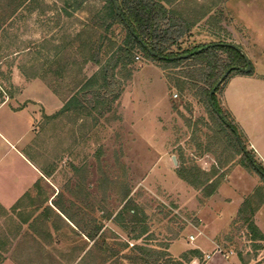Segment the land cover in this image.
Masks as SVG:
<instances>
[{
    "label": "rangeland",
    "instance_id": "374dc122",
    "mask_svg": "<svg viewBox=\"0 0 264 264\" xmlns=\"http://www.w3.org/2000/svg\"><path fill=\"white\" fill-rule=\"evenodd\" d=\"M197 1L216 2L220 20L209 26L205 22L195 25L183 45L211 39L231 41L247 52L256 71L264 73V0L188 3L194 6ZM99 5V0H87L66 16L61 0H0V102L14 107L30 103L39 114L33 130L25 117L11 120L6 116L13 126L7 136L11 140L19 137L21 152L48 172L49 181L32 189L41 192L32 198L39 208L0 209V264L8 258L6 264H132L123 256L131 253L133 244L164 251L172 259L199 249L202 257L188 264H264V240H249L243 224L235 223L236 215L230 218L232 209L226 208L231 198L240 200L239 206L245 198L253 199L264 181L240 162V155L231 159L225 140L216 141L217 134L211 130L214 124L196 91L175 86L178 70L162 69L137 53L131 77L110 110L102 116L96 112L99 120L93 125L89 117L84 127L74 115L47 120V115L60 108L46 113L31 100L45 99L40 87L33 84L23 95L22 86L11 83L12 72L21 76L36 73L33 78L43 81L62 106L65 96L81 83V75L96 69L87 64L80 75L77 65H70L77 61L74 49L64 46L79 31L80 21L88 19L92 8ZM209 31H215L214 37ZM43 39L50 41L48 51ZM50 53L54 56L46 59ZM217 98L220 101V92ZM6 117L0 114L1 120ZM247 149H251L248 142ZM180 151L187 164L195 163L211 173L217 182L211 195L204 196L177 176L172 156L177 162ZM13 156L0 141V175L22 172L21 162H10L16 160ZM125 193L144 214L138 215L140 222L135 225L124 215L127 231L111 220L124 203ZM51 195L52 203L75 228L66 226L62 216L49 215L46 201ZM259 216L264 225V212ZM47 225L53 228L50 238ZM96 225H101L102 233L94 245L81 229L89 231ZM141 225H146V234L131 239ZM206 255L212 260L206 262ZM149 261L152 264L153 259Z\"/></svg>",
    "mask_w": 264,
    "mask_h": 264
},
{
    "label": "trees",
    "instance_id": "16d2710c",
    "mask_svg": "<svg viewBox=\"0 0 264 264\" xmlns=\"http://www.w3.org/2000/svg\"><path fill=\"white\" fill-rule=\"evenodd\" d=\"M86 1L61 0V10L66 16H71V10L81 9ZM99 1L100 5L92 8L88 19L80 21L79 31L72 35L69 44L66 42L64 46L74 49L73 55L77 57V61L73 60L70 65L76 64L80 75L83 66L87 64L95 66L96 69L90 75L82 74V77H79L81 83L78 87H74L75 90L71 91L70 95L65 96L61 108L45 118L53 120L66 114L72 117L74 115V119L79 120L80 126L84 127L88 118L91 117L94 125L99 120L97 116H102L110 110L111 103L121 94L123 83L131 77L134 57L140 53L143 58L155 61L162 69L172 68L179 71L175 86L180 90L196 91V96L203 102L210 114L214 124V129L211 130L217 134L216 141L221 143L225 140L228 144L225 145L226 151L230 152L231 159L240 155V162L254 170L264 181V165L255 159V154L251 149H247V140L241 129L217 98V93L221 91L228 77L242 72L240 70L230 71L212 94L211 99L215 109L209 103V91L223 72L232 66L245 67L244 58L234 48V46L241 47L223 39H211L208 42H198L191 46L183 45L187 43L192 35V29L200 23L199 20L209 12L210 7L196 6V4L191 6L188 3L189 0H115L119 10V14H116L111 0ZM205 23L210 25V21ZM2 26L3 20L0 19V30H3ZM129 28L133 29L135 35L130 32ZM214 34L215 31H209L211 37H214ZM49 42L43 39L42 44L47 45L45 47L47 51L51 47ZM141 42L145 44V47ZM60 48L54 46L55 50ZM148 49L154 55H151ZM197 49L200 50L196 51ZM49 55L46 59L54 56L51 53ZM250 66L251 69L246 74L252 73L251 62ZM23 75L26 78L37 77L36 73H31V75L23 73ZM45 75L46 72L43 76ZM58 75L60 74L57 73L56 76ZM43 76L40 77L43 78ZM38 168L44 175H48L44 169ZM258 168L263 174L258 172ZM175 172L181 180L194 189L200 190L206 197L216 189L217 182L211 179V173L202 170L195 163L187 164L181 151L177 157ZM123 199L124 203L111 220L119 223L123 230L127 231L124 215L129 216V224L135 225L140 222L138 215L144 216V214L140 209L138 210L128 193L124 194ZM263 201L264 187L258 186L253 199L245 198L242 201L234 221L235 223L241 222L247 231L248 239L255 242L264 240L263 233L254 222V214ZM60 211L64 215L62 210ZM100 227L101 225H96L89 231L81 229V232L93 240L92 244L95 245L102 233H99ZM146 232V225H141L130 238L137 240ZM100 244L103 250L105 248L103 239ZM131 247V253L125 254L123 258L132 264H151L149 261L151 259H153L152 264H188L192 258L202 257L197 248L183 252L178 259H172L164 251H148L143 246L135 244ZM162 257H166L164 263L160 262Z\"/></svg>",
    "mask_w": 264,
    "mask_h": 264
},
{
    "label": "crops",
    "instance_id": "0c3cea01",
    "mask_svg": "<svg viewBox=\"0 0 264 264\" xmlns=\"http://www.w3.org/2000/svg\"><path fill=\"white\" fill-rule=\"evenodd\" d=\"M198 5L210 7L209 12L199 20L200 22H216L220 20V15H217L220 11L218 9L219 12L217 13L215 8L217 6L216 2L201 3L197 1L196 6ZM245 53L247 54V52ZM247 56L249 57L248 54ZM256 67V65H253L251 74L234 73L228 77L221 88L220 101L221 105L229 111L235 123L241 129L249 147L254 151L257 160L264 165V73L256 71ZM10 81L17 86H22L23 95H26V91L32 87L33 84H37L43 96H45V99L43 98V100L41 99L40 101L39 99H30L39 103L43 107L44 112H54L61 108V103L54 92L39 78L25 79L23 74L21 76L18 73L12 72ZM46 101L49 103L48 105ZM31 106L34 105L28 103L23 106L14 107L7 104L6 101H3L0 104V114H4L5 117H9L11 120L25 117L29 128L33 130L34 121L39 114L35 108L31 109ZM9 118H7V120L0 119V141L5 144L7 150L14 154L13 157L16 158V160L11 159L10 162L14 163L19 161L23 166L22 172L18 173L16 176L15 174L8 176L5 173L0 175V209L4 212L9 211L10 208L18 210L21 207L26 206V208H29L30 206L34 207V205L35 208H39V204L33 201L32 198L41 192H36L32 189L35 187L39 188V183L42 181H49L47 175H44L40 169L21 152V148L18 146L19 137H12L13 140H11L7 136L11 135V131H13V126ZM33 132L34 131H32V134H34ZM239 202L240 200L231 198L226 205L227 209L229 207L232 209L230 218L236 215ZM46 207L49 215L62 216L60 218L65 220L63 222L66 226H70L72 229L73 227L75 228L74 224L61 213L60 208L57 207L55 202L53 201L52 203V195L48 197ZM263 212L264 203L261 204L259 209L255 212L254 222L264 234V225H261V219H259V215H262ZM47 227V234L50 238L53 234V228L49 225H47ZM81 234L86 237L83 233ZM89 242L91 243V240H89ZM212 258L213 257H210L206 262L212 260ZM8 259L5 260L4 264L7 263Z\"/></svg>",
    "mask_w": 264,
    "mask_h": 264
},
{
    "label": "water",
    "instance_id": "95a60500",
    "mask_svg": "<svg viewBox=\"0 0 264 264\" xmlns=\"http://www.w3.org/2000/svg\"><path fill=\"white\" fill-rule=\"evenodd\" d=\"M111 1H112V4H113V7H114V9H115L116 14H119V10H118V8H117V4H116L115 0H111ZM129 30H130V32H131L133 35H135V33H134V31H133L132 28H129ZM138 40L140 41L139 38H138ZM141 44L145 47V44H144V43L141 42ZM228 45H231V44H228ZM208 46H209V45H208ZM232 46H233V45H232ZM203 48H206V47H203ZM234 48H235V49L241 54V56L244 58V61H245V67L241 68V67H238V66H232V67L228 68L227 70H225V71L223 72V74H222L221 77L218 79V81L215 83V85L210 89V91H209V103H210V105H211V107H212L213 109H215V108H214V106H213V102H212V99H211L212 94L214 93V90L217 88V86L221 83V81H222V80L228 75V73H229L230 71H232V70H240L242 73H247V72H249L250 69H251V66H250V59H249V57L247 56V54H246L241 48H239V47H237V46H234ZM199 50H200V49H197L196 51H199ZM148 51H149V53H150L151 55H154V53H153L151 50L148 49ZM184 56H185V55H184ZM171 58L173 59V58H175V57H171ZM218 116L221 118V115H220V114H218ZM172 160H173V164L176 165L177 162H176L175 156H172ZM258 172L261 173V174H263L262 171H261L259 168H258Z\"/></svg>",
    "mask_w": 264,
    "mask_h": 264
},
{
    "label": "built area",
    "instance_id": "2783aa9c",
    "mask_svg": "<svg viewBox=\"0 0 264 264\" xmlns=\"http://www.w3.org/2000/svg\"><path fill=\"white\" fill-rule=\"evenodd\" d=\"M135 58H136V59H138V57H137V56H136ZM173 96H174V97H176V94H174ZM190 238L192 239V237H190ZM206 257H207L208 259L210 258V256H209V255H206Z\"/></svg>",
    "mask_w": 264,
    "mask_h": 264
}]
</instances>
